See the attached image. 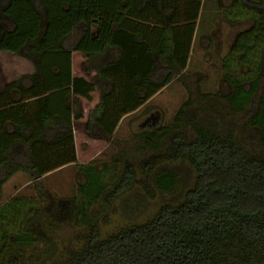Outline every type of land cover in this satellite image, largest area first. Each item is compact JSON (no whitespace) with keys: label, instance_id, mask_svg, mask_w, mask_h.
<instances>
[{"label":"trees","instance_id":"16d2710c","mask_svg":"<svg viewBox=\"0 0 264 264\" xmlns=\"http://www.w3.org/2000/svg\"><path fill=\"white\" fill-rule=\"evenodd\" d=\"M203 1L0 0V52L34 66L33 76L19 81L31 84L30 94L21 89L17 101L0 94V195L3 184L17 173L29 178L38 198L43 195L45 176L60 168L75 167L85 178L77 186L84 202L76 209L89 232L79 250L69 251L55 264H264V160L240 145L232 131L223 132L208 104L219 98L232 112L245 114L248 137L258 132V144L264 148V0H227V5L216 7L215 15L231 27L245 26L232 35L222 59L223 80L233 93L221 97L194 95L190 90L187 66ZM114 57L99 73L113 77L112 88L108 94L101 92L100 104L90 112L85 139L76 127L73 131L72 122L81 119L76 114L81 108L79 97L92 93L94 82L78 78V65L90 74L95 71L94 60L103 63ZM173 82L184 88L186 100L168 128L134 134L132 141L141 142L133 151L142 156L146 150L162 148L160 159L186 162L194 171V182L180 203L164 205L146 222L100 239L84 211L103 189L100 178L113 172L115 165L113 169L102 165L96 171L92 159L106 146L123 114L135 112ZM115 90V104L121 110L104 128L100 120L115 108L106 107V95ZM45 95L54 100L57 118L58 107L68 113L62 138L51 144L15 147L14 136L21 129L15 127L8 134L2 121L13 120L14 108H24L20 104L27 100L35 99L34 104L43 107L48 103L42 99ZM68 96L72 101L66 107ZM99 111L103 144L96 146L91 120L98 118ZM132 181L131 167L124 166L105 200L114 201ZM173 182L172 176L165 175L157 179V186L167 191ZM73 202L74 198L68 201ZM32 205L16 197L0 208L2 215L7 211L8 220L17 219V233L9 234L5 228L0 237V264H18L33 242L30 235L36 233L34 224L42 212ZM50 218L39 220L47 226Z\"/></svg>","mask_w":264,"mask_h":264},{"label":"rangeland","instance_id":"374dc122","mask_svg":"<svg viewBox=\"0 0 264 264\" xmlns=\"http://www.w3.org/2000/svg\"><path fill=\"white\" fill-rule=\"evenodd\" d=\"M227 4V0L203 1V13L199 17L200 29L195 33L187 66L190 90L194 95L200 92L221 97L233 93V88L223 80L222 59L229 49L232 35L243 30L245 26L231 27L215 15L216 7ZM10 59L11 56L0 54V67H4L6 74L24 72L13 70ZM186 98L187 93L181 84L173 82L165 92L150 102L147 109L149 122L145 123L146 115L143 112L133 116L134 128L123 126L125 128L119 131L118 140L128 139L131 132L136 134L140 131L150 132L157 127L168 128ZM209 102L212 106L210 112L222 131H232L240 145L248 146L250 151L264 160V148L258 144V132L252 135L253 138L248 137L249 119L245 114L232 112L228 103L222 99L213 98ZM140 142L141 140L135 138L129 145L118 144L119 146L110 148L111 154L117 150L128 152L126 157L119 151L121 156H112L114 159L111 158L110 161V153L93 160L96 171H100L102 165H112L111 169L115 165L113 172L100 178L103 189L99 190L96 200L86 206L84 211L87 221L97 227L100 239L117 234L122 228L146 222L164 205L180 203L194 182V171L186 162L169 163L160 159L164 153L162 148L158 151L146 150L142 156L135 154L133 148ZM147 161L151 162L149 166L145 165ZM124 166H130L133 171L131 187L114 201L108 202L105 200L107 193L111 191ZM110 175L113 176L109 177ZM165 175L172 176L174 182L169 190L162 191L157 186V179ZM44 183L41 198H38L29 185L27 176L18 174L16 178L6 181L1 188V209L14 198L20 197L27 202L28 207L36 205L35 209L42 212V218L51 217L47 226L41 224V217L37 218L34 224L36 233L30 235L33 242L25 247L23 259L18 264H55L62 261L69 251H77L83 246L89 232L76 209L77 205L84 202L77 193V186L85 183V178L77 172V168L69 166L45 178ZM73 198L75 202L69 204L68 201ZM4 213L0 214V237L5 228L9 230V234L17 233V225L14 223L17 219L8 220L9 214L4 216ZM11 257L14 259L15 256Z\"/></svg>","mask_w":264,"mask_h":264},{"label":"crops","instance_id":"0c3cea01","mask_svg":"<svg viewBox=\"0 0 264 264\" xmlns=\"http://www.w3.org/2000/svg\"><path fill=\"white\" fill-rule=\"evenodd\" d=\"M1 55H9L11 56V61L13 64V70H18L24 72H18V73H10L6 74L4 67H0V94L2 95H8L11 97V99L17 101L19 92L21 89H25L26 92H29V89L31 87V84H20L19 81L21 79H25V81H28V78H31L34 74V66L33 64L21 57L15 56L11 53L7 52H0ZM113 60H116V57L113 59H110L109 62H103L101 63L99 60H94L93 67L95 69L94 72H91L90 74H86L82 68L81 65H78V78H83L84 81L88 83L94 82V87H93V92L90 93L88 96H80L79 97V103L81 108H77L76 114L81 116V119L72 122V129L74 131V128L76 127L77 131L85 137V139H88L85 133V129L87 124L89 123V117H90V112L100 104V95L101 92L104 94H108L111 91L112 88V76L111 75H106L104 77H101L99 73L101 70L106 68L105 66L108 64H111ZM125 82L127 83V77H125ZM172 84V83H171ZM166 86L163 88L161 91H159L156 95H154L149 101H147L143 106H141L138 110L135 112H132L130 114H123L118 121L116 128L113 132V135L110 137L109 141L107 142L106 146L92 159H97L99 156L103 155L106 153H110V148L114 146H119V145H129V143L132 142L133 136L135 133H130L128 139L126 140H118V134L119 131H121L122 128H125L123 126H127L130 129L134 128L133 125V116L143 112L146 115V120L145 123H148L150 118L147 116L148 114V106L150 105V102L154 100L156 97H158L161 93L165 92L170 86ZM12 85L10 88H8V91L5 93L6 87H9ZM101 90V91H100ZM82 93L86 91V86L81 89ZM118 90H115L112 95H106V107L109 109L111 106H115L114 110H110L107 113L104 114V118L100 120V124L104 128H109L110 124L114 119L116 118L117 114L121 110L120 107H117L115 104L116 101V92ZM50 97V96H49ZM42 99L47 100L48 95L42 96ZM72 99L70 96L67 97L65 101V106L67 107L69 103H71ZM35 99L27 100L20 105H25L24 108L22 109H15L14 112L15 114L12 115L13 120L9 121H2L5 126V130H7V133L10 134L15 127L21 129L19 136L15 134L14 136V142L13 145L16 146H22L25 144H51L54 143L57 139L62 138L63 133L66 131L67 127L64 126V123L68 121V113L67 111L64 110V107L59 108L58 107V112H59V119L55 116V109H54V100L50 98V100H47L48 103H43V107L40 105H35L34 104ZM19 104H15L14 107H18ZM17 110V111H16ZM100 111L97 112V117L94 120H91L92 126H91V136L95 139L94 144L97 146H101L103 144V139L101 138L102 135V127L98 125V121L100 118ZM66 121V122H64ZM1 124V123H0ZM141 128V127H140ZM119 144V145H118ZM123 155L121 150H117L111 154L109 161L114 159L112 156H117L121 154H118V152ZM112 158V159H111ZM91 160V161H92ZM69 166H65L63 168H60L53 173L47 174L45 178H49L53 176V174H57V172L63 171L65 168H68ZM26 176L23 173H17L13 175L9 180L16 178L17 176ZM8 180V181H9Z\"/></svg>","mask_w":264,"mask_h":264}]
</instances>
